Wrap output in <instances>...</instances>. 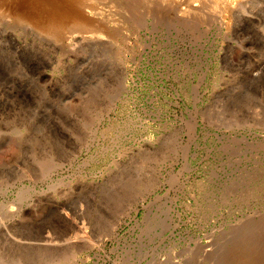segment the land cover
Wrapping results in <instances>:
<instances>
[{
  "label": "rangeland",
  "instance_id": "obj_1",
  "mask_svg": "<svg viewBox=\"0 0 264 264\" xmlns=\"http://www.w3.org/2000/svg\"><path fill=\"white\" fill-rule=\"evenodd\" d=\"M206 1L0 0V264H264V0Z\"/></svg>",
  "mask_w": 264,
  "mask_h": 264
},
{
  "label": "bare ground",
  "instance_id": "obj_2",
  "mask_svg": "<svg viewBox=\"0 0 264 264\" xmlns=\"http://www.w3.org/2000/svg\"><path fill=\"white\" fill-rule=\"evenodd\" d=\"M186 1H187V0H186ZM198 1H199V0H198ZM205 1H206V0H205ZM207 1H208V0H207ZM207 1H206V2H207ZM233 1H234V0H233ZM233 1H232V2H233ZM242 1H243V0H242ZM216 2H217V1H216ZM235 2H236V1H235ZM186 3H187V2H186ZM243 3H244V2H243ZM248 3H249V2H248ZM12 5H13V4H12ZM241 5H242V3H241ZM158 6H159V5H158ZM228 6H229V5H228ZM230 6H231V5H230ZM244 6H246V5H244ZM244 6H243V7H244ZM248 7H249V6H248ZM256 7H257V5H256ZM256 7H255V8H256ZM8 8H9V7H8ZM157 8H158V7H157ZM159 8H160V7H159ZM234 8H236V7H234ZM240 8H241V7H240ZM17 9H18V8H17ZM253 9H254V8H253ZM257 9H258V8H257ZM186 10H187V9H186ZM251 10H252V9H251ZM251 10H250V11H251ZM252 11H253V10H252ZM247 13H251V12H247ZM253 13H254V12H253ZM253 13H251V15H252ZM254 15H255V14H254ZM19 17H20V16H19ZM36 19H37V17H36ZM36 19H35V20H36ZM35 20H34V21H35ZM38 20H40V19H38ZM42 21H43V20H42ZM42 21H39V23H41L42 26L46 27V26H47L46 23L43 24L44 22H42Z\"/></svg>",
  "mask_w": 264,
  "mask_h": 264
}]
</instances>
